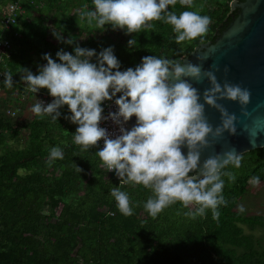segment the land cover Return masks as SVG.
I'll list each match as a JSON object with an SVG mask.
<instances>
[{"label":"trees","instance_id":"trees-1","mask_svg":"<svg viewBox=\"0 0 264 264\" xmlns=\"http://www.w3.org/2000/svg\"><path fill=\"white\" fill-rule=\"evenodd\" d=\"M9 1L12 0H0V6ZM60 1L23 0V7L39 4V20H25L22 26L17 21L3 32L2 38L10 45L7 65L14 76L12 87L23 83V68L38 75L39 66L47 63L43 55L53 57L55 49L63 47L46 38V31L53 37L55 28L47 29L40 19L41 15H47V10L55 8L48 17L53 25L57 20L62 23V11L57 12L61 9ZM231 1L194 0L193 8L179 3L169 6V11L177 15L187 10L211 18L207 33L192 41L177 44L171 25L152 21L153 27L140 33L126 34L118 28L95 29V33L89 30L80 47L94 49L98 55L111 46L121 71L135 69L145 56L181 62L199 44L214 42L238 14L239 8L231 10ZM3 12L4 9L0 10V19ZM17 37L27 44H31L30 39L39 38L52 52L36 50L39 58L30 65L24 55L26 49L21 47L16 54L22 62L18 65L13 43ZM133 38L136 42L130 47L128 41ZM90 62L96 63V57ZM4 79L0 80V92L6 93L9 88ZM39 91L46 95L45 105L52 102L54 98L46 88ZM28 95L37 96V102L41 100L36 93L28 92ZM12 101L16 104V100ZM7 107L11 106L3 97L0 102V264H264V248L258 247L239 226L262 225L263 219L240 215L234 209L253 177H259V184L264 181V146L241 153L239 168L229 165L221 170L232 172L236 179L230 181L222 175L226 203L218 206V219L212 218L210 209L204 216L192 219L184 213L196 206L184 208L179 202L153 219L143 207L153 195L150 189L120 184L103 167L96 146L81 151V146L75 144L73 135L78 125L65 119L71 115L66 105L60 109L58 121L50 116L41 119L33 113L20 125L5 113ZM21 129H26L25 135L20 134ZM22 136L26 140L23 147L5 145L8 139L20 141ZM53 147L62 150L63 159H56L49 166L47 161ZM113 188L128 194L133 215L125 217L119 212L110 194Z\"/></svg>","mask_w":264,"mask_h":264},{"label":"clouds","instance_id":"clouds-1","mask_svg":"<svg viewBox=\"0 0 264 264\" xmlns=\"http://www.w3.org/2000/svg\"><path fill=\"white\" fill-rule=\"evenodd\" d=\"M177 3L194 7V0H92L94 10L79 15L90 25L95 21L96 29L111 25L114 30H125L126 34L140 33L152 28V21H163L172 26L177 44L203 37L211 18L197 11L186 10L179 15L169 11V6ZM54 35L62 42L73 43L71 38L63 40L60 33L54 32ZM135 42L134 38L130 39L128 45L132 47ZM74 52L75 55L58 51L59 63L45 53L43 59L47 63L39 66L38 75L23 68L21 81L27 85V90L37 93L46 88L54 98L47 105L39 100L31 111L41 119L50 116L58 121L60 109L66 105L71 115L65 119L78 125L73 135L75 144L86 151L103 140V148L96 153L103 167L107 171L114 170L120 183L142 185L152 191L153 195L143 207L153 219L177 202L184 208L196 206L184 213L192 219L204 216L207 209L212 211L213 219H218L217 208L226 203L222 175L230 181L236 179L232 172L222 173L221 170L229 165L239 168L242 157L231 150L210 156L201 164V151L209 146V134L236 133L237 117L218 100L238 101L244 111V106L250 102L249 90L227 81L221 85L213 70H202L201 65L191 62L183 64L152 55L143 57L135 69L129 67L121 71L111 46L98 55L94 49L80 46H76ZM94 56L96 63L90 62ZM12 75L5 74L7 88L13 86ZM205 77L211 86L204 90L201 103L200 92L186 78L199 83ZM117 93H121L115 99L118 111L103 116V102L112 100ZM205 104L221 114V124L215 130L205 117ZM133 116L136 124L126 130L124 123ZM109 118L120 126L121 134L115 138H110L107 130L100 126L102 120ZM251 142L254 144V139ZM182 146L188 149L186 156ZM56 159H63L59 147L50 150L49 166ZM78 170L82 171L79 167ZM251 182L258 186L259 177H253ZM110 194L122 215H133L126 192L113 188ZM239 211H245L243 205Z\"/></svg>","mask_w":264,"mask_h":264},{"label":"water","instance_id":"water-1","mask_svg":"<svg viewBox=\"0 0 264 264\" xmlns=\"http://www.w3.org/2000/svg\"><path fill=\"white\" fill-rule=\"evenodd\" d=\"M231 10L239 8L238 14L223 29L214 42H203L196 46L183 64L189 62L202 66V70H213L217 81L238 84L250 92V102L241 110L238 101L218 100L230 114H235L236 133L225 131L220 136L209 134V146L201 151V164L217 153L235 150L237 154L264 146V0H232ZM204 57V59H198ZM216 67L219 68L216 71ZM227 67V71L225 68ZM189 81L198 89L203 103V92L210 82L205 77L201 82ZM205 117L213 126L221 124L220 112L205 104ZM136 124V117L124 123L126 130ZM254 139L255 143L251 142ZM187 147L182 152L187 155Z\"/></svg>","mask_w":264,"mask_h":264},{"label":"rangeland","instance_id":"rangeland-1","mask_svg":"<svg viewBox=\"0 0 264 264\" xmlns=\"http://www.w3.org/2000/svg\"><path fill=\"white\" fill-rule=\"evenodd\" d=\"M80 2V3H79ZM92 0H62L60 1L61 9H57V12L62 11L61 19L62 23H60L58 20L56 24L53 25L51 21V17L48 16L52 12H55L56 9L52 8L51 10H47L48 13H46V16L41 15L40 19L42 20L41 24H45L49 28H55L54 32L60 33L63 37V40L73 39L72 44H68L65 42H62L61 40H58L55 35L53 37L49 35V31H46V38L50 41H52L55 45H62L63 47L61 49H55L53 59L56 60V62H60L59 58L56 56V53L60 50L69 52L73 55H75L74 49L76 46H80L82 42L88 37L87 31L95 30V21L90 25L87 22V19H81L80 13L84 11L94 10V5L90 3ZM78 4V5H74ZM44 6V4H41ZM39 4H33L29 6V4L25 7H23V13L21 17L18 20V26H22L23 21H31L34 19H38L37 17L39 14L37 8ZM45 7V6H44ZM4 9V6H0V10L2 11ZM43 18V19H42ZM70 18H73L71 20ZM59 23V24H58ZM106 29H113L111 25H106L104 30ZM116 30V29H115ZM95 33V31H93ZM113 40V38L111 37ZM28 40V39H27ZM31 44H27V41L25 40L23 43L20 42V37L16 38L14 40V45H16V48H14V59L18 62L17 64H22L21 59L16 56L17 53L20 52L19 48L22 47V49H26L24 55L26 54L27 58L30 60V65H33L34 62L39 58V55L35 52H52L51 48L48 49V46L45 42H42L41 39H30ZM20 42V43H19ZM28 51V52H27ZM29 63V62H28ZM5 98L6 101H8L9 106L13 110H15L14 115H9L10 118L13 120V122L20 125L25 118H29L33 115V112L31 111L32 106L37 102V96L34 95L30 97L28 95V91L23 88L22 86L15 85L14 87L9 88V91L6 93L1 91L0 92V102L2 98ZM11 100V102H9ZM12 100H16V104L13 103ZM10 108V109H11ZM26 129H21L20 134L25 135ZM18 142V143H17ZM26 140L25 137L22 136V139L20 141H17L16 139H8L5 145L9 148H19L23 147ZM243 205L245 208V211L241 213L239 211V207ZM235 211L244 216H258L263 219L262 225H254L252 227H249L245 224H239L241 227L243 233L249 234L254 243L258 245L260 248H264V181L260 183L258 186H254L253 184L249 185L246 189V191L241 195L238 202L236 203L234 207Z\"/></svg>","mask_w":264,"mask_h":264},{"label":"built area","instance_id":"built-area-1","mask_svg":"<svg viewBox=\"0 0 264 264\" xmlns=\"http://www.w3.org/2000/svg\"><path fill=\"white\" fill-rule=\"evenodd\" d=\"M22 2L23 0H12L7 2L4 6L2 18L0 19V80L5 78L6 73H11L10 67L7 65V61H9L10 59V45L6 39L2 38V35L5 30H9L12 25L17 23L19 14L24 10ZM13 78L14 76L12 75V79ZM21 86L27 90V85L24 82L21 84ZM27 91L30 92L29 90ZM36 94L40 96V101L44 102V98H46V95L40 91H38ZM119 94L120 93H117L116 97H113L112 100H106L103 102V116L107 117L110 112L118 111V106L115 104V99L119 97ZM10 108L11 107H7L5 109V113L8 115H14L16 111ZM100 126L107 130L110 138H115L116 136L121 134L119 131L120 126L114 123L110 118L102 120L100 122ZM103 146L104 142L103 140H101L98 142V145L96 147L100 150L103 148ZM110 172L114 174L115 178L120 183V178L116 176L115 171L113 170Z\"/></svg>","mask_w":264,"mask_h":264}]
</instances>
